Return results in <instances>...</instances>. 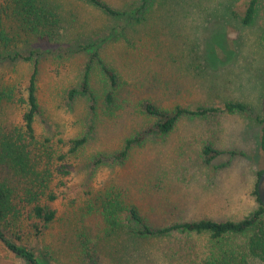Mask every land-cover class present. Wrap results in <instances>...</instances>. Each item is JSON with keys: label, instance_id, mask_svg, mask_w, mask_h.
Segmentation results:
<instances>
[{"label": "rangeland", "instance_id": "rangeland-1", "mask_svg": "<svg viewBox=\"0 0 264 264\" xmlns=\"http://www.w3.org/2000/svg\"><path fill=\"white\" fill-rule=\"evenodd\" d=\"M63 1L76 20L60 43L18 44L15 50L30 60L0 61V91L12 88L14 94L8 120L20 121L18 103L38 62L37 136L66 154L70 140L88 134L83 148L58 162L67 174L51 183L54 222L37 238L20 225L22 243L47 264H200L212 252L208 234L134 238L120 231L121 238L107 240L100 200L109 195L136 206L155 229L201 219L236 221L256 209L253 192L264 169V0H256L248 24L242 18L251 0H146L138 15L117 18L82 0ZM104 1L124 11L143 2ZM7 48L0 44V56L13 54ZM95 52L119 76L112 101L104 98L95 108L84 97L67 101V90L89 63L92 90L98 97L106 93ZM148 102L167 111L226 102L248 110L183 116L168 135L149 133L126 158L113 159L127 139L154 126L157 119L144 112ZM206 145L243 156L225 153L207 165ZM123 218L129 222L128 213ZM0 264L27 263L0 242Z\"/></svg>", "mask_w": 264, "mask_h": 264}, {"label": "trees", "instance_id": "trees-1", "mask_svg": "<svg viewBox=\"0 0 264 264\" xmlns=\"http://www.w3.org/2000/svg\"><path fill=\"white\" fill-rule=\"evenodd\" d=\"M82 1L108 16L117 18L138 15L145 7L146 0H143L139 6L131 7L129 11L116 10L104 0ZM255 3L256 0L249 2L242 18L244 24H248L252 19ZM71 11L63 0H0V44H4L6 48L9 46L7 49H14L11 51L12 55L0 56V61L30 60V56L23 57L21 51L15 50L18 44L30 48L40 41L51 45L60 43L61 38L70 33L72 24L76 20ZM4 22H8L9 25L7 23L5 25ZM80 48L87 47L81 45ZM92 58L106 77V93L98 97L92 90L90 85L92 67L89 63L82 71L79 82L67 90L66 96L67 101L70 102L78 97H84L92 103L91 108H95L97 102L104 103V98L109 103L112 101V94L119 86V76L97 52ZM37 64L38 62L33 65V71L25 87V96L18 103L22 108L20 121L13 123L7 119L8 108L15 104L13 89L4 87L0 91V242L27 264L47 263L39 260L33 250L22 243L19 226L23 224L29 226V232L34 231L33 236L37 238L54 222L56 210L53 202L57 195L51 188V183L55 175L67 174L62 171L58 162H61L66 155L76 153L88 142V134L74 138L69 141V150L64 154L51 147L50 139L42 140L35 133L34 124L40 112L37 96ZM247 110L248 107L241 102H226L222 107L193 109L176 106L170 111L160 109L148 102L144 106V112L147 116L157 119L154 126L127 139L123 148L114 154L113 159L126 158L132 147L140 144L149 133H154L159 138L168 135L183 116L205 119L220 113L233 115ZM261 123L264 124V120H261ZM260 145L264 150V135ZM225 153L232 157L243 156L238 151L226 152L210 145H206L202 150L207 165ZM223 166L225 165L220 167ZM260 174L259 171L257 180ZM256 187L257 183L253 192L257 207L241 220L201 219L175 222L155 229L140 214L136 206H127L109 195L100 200L102 203L100 220L105 226L107 240L111 242L121 238L120 231L134 238L165 236L173 233L208 234L214 242L212 252L202 259L200 264H249V261L264 263V206L258 200ZM124 213L129 215L128 223L123 218ZM123 249L129 250L128 247ZM117 252L121 255L119 250Z\"/></svg>", "mask_w": 264, "mask_h": 264}, {"label": "water", "instance_id": "water-1", "mask_svg": "<svg viewBox=\"0 0 264 264\" xmlns=\"http://www.w3.org/2000/svg\"><path fill=\"white\" fill-rule=\"evenodd\" d=\"M256 192L259 202L264 206V169L259 176Z\"/></svg>", "mask_w": 264, "mask_h": 264}]
</instances>
